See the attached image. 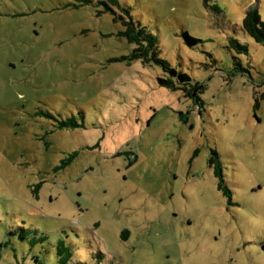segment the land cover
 I'll return each mask as SVG.
<instances>
[{"label":"rangeland","instance_id":"1","mask_svg":"<svg viewBox=\"0 0 264 264\" xmlns=\"http://www.w3.org/2000/svg\"><path fill=\"white\" fill-rule=\"evenodd\" d=\"M103 1L0 0V264H264V0H120L203 106Z\"/></svg>","mask_w":264,"mask_h":264},{"label":"trees","instance_id":"2","mask_svg":"<svg viewBox=\"0 0 264 264\" xmlns=\"http://www.w3.org/2000/svg\"><path fill=\"white\" fill-rule=\"evenodd\" d=\"M102 4L105 5L106 12L114 14V21L116 23H122L124 31L121 35L125 37L130 44L135 46L131 58L134 60H141L145 65L155 63L161 66L165 73V76L158 78V83L161 87H166L174 91L184 90L187 96L196 98L197 102L201 103L203 106L204 104H202L199 93L203 92L204 87L201 85H193L192 78L188 73L179 71L177 68L173 67L169 61L162 58L158 39L149 32L147 27L134 19L131 8L123 6L120 0H105ZM115 8H118L121 13L118 14ZM243 28L244 31L258 43L264 45V21L258 9H251L248 11L243 22ZM184 36L191 45H197L201 41L192 37L188 32H186ZM233 45H235L240 52H248L246 47L241 46L237 42H233ZM64 125L67 126L68 124ZM210 166L213 168L215 176L218 179L219 189L231 200L232 196L226 184L223 165L217 153H213Z\"/></svg>","mask_w":264,"mask_h":264}]
</instances>
